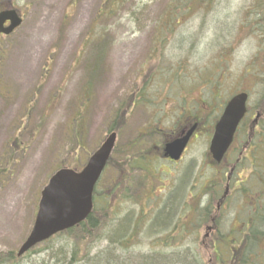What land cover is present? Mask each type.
<instances>
[{"label": "rangeland", "instance_id": "rangeland-1", "mask_svg": "<svg viewBox=\"0 0 264 264\" xmlns=\"http://www.w3.org/2000/svg\"><path fill=\"white\" fill-rule=\"evenodd\" d=\"M12 1L23 22L12 35L0 38L3 256L14 254L26 240L40 191L51 175L60 167L85 165L108 134L114 112L122 103L126 106L123 98L135 85L138 67L157 64L156 57L149 62L146 56L149 36L160 32L164 38L159 56L162 81L180 80L184 92L204 87L206 100H211L210 91L217 92L220 102L226 100L250 89L257 73L264 76V10L254 16L261 0H212L208 9L190 15L181 0H175L177 8L171 14L173 0H127L107 17L104 0ZM168 16L174 24L164 34ZM96 32L103 36H93ZM146 88L149 94L150 87ZM253 89L251 105L264 91ZM125 113L115 119L123 138L132 139L140 128H159L157 119L147 121L137 111ZM110 176L109 166L96 190L104 192L95 215L97 226L103 225L96 235L89 234L80 244L68 236L55 238L19 261L0 264H106L113 258L121 260L118 264H190L189 242L178 241L180 234L172 241L170 234L148 229L151 214L141 218L128 203L139 204L136 195L128 193L113 210L103 211L104 197L110 196ZM157 188V183L152 184L155 197ZM131 211L135 224L128 242L122 240L124 233L114 239L116 226ZM137 231L139 237L134 236ZM161 240L168 245H161Z\"/></svg>", "mask_w": 264, "mask_h": 264}, {"label": "flooded vegetation", "instance_id": "flooded-vegetation-1", "mask_svg": "<svg viewBox=\"0 0 264 264\" xmlns=\"http://www.w3.org/2000/svg\"><path fill=\"white\" fill-rule=\"evenodd\" d=\"M0 8L15 6L12 0L0 1ZM8 26L6 22L4 27ZM148 44L146 56L149 62L156 57L157 64L138 67L135 85L123 98L126 106L122 103L114 117L137 111L147 121L157 119L159 128H140L128 140L113 118L109 127L115 133L109 165L112 206L128 193L136 195L140 203H128L141 218L151 214L148 229H160L158 233L170 234L172 241L180 234L178 241L189 242L190 264H264V76L257 73L250 89L221 102L217 92L210 91L209 101L201 92L204 87L184 92L181 84L185 83L177 74L173 78L178 81H162L159 56L164 38L149 36ZM170 88L178 91L170 93ZM253 88L263 92L251 105ZM239 94L247 96L243 117L225 153L216 160L210 150L215 127L228 103ZM178 141H185L184 147L179 155H171L168 149ZM154 183L158 184L157 197ZM132 215L129 212L125 222L116 226L114 239L124 233L122 240L128 242L135 224ZM160 244L168 245L163 240Z\"/></svg>", "mask_w": 264, "mask_h": 264}, {"label": "water", "instance_id": "water-1", "mask_svg": "<svg viewBox=\"0 0 264 264\" xmlns=\"http://www.w3.org/2000/svg\"><path fill=\"white\" fill-rule=\"evenodd\" d=\"M6 22L10 25L4 28ZM20 24L21 19L14 10L0 12V34L10 35ZM246 97V94H239L232 98L215 127L210 150L216 160L223 156L231 143L233 133L244 114ZM114 141V133L107 135L81 171L60 169L51 176L40 193L33 226L18 249L17 257L86 219L92 208L94 186L109 159ZM184 144L185 141L173 143L168 149L169 153L179 155Z\"/></svg>", "mask_w": 264, "mask_h": 264}, {"label": "trees", "instance_id": "trees-1", "mask_svg": "<svg viewBox=\"0 0 264 264\" xmlns=\"http://www.w3.org/2000/svg\"><path fill=\"white\" fill-rule=\"evenodd\" d=\"M2 1H5V0H2ZM211 1L212 0H181L180 4H181L182 7H184L186 15H190V14H198L200 12L205 11L206 9H208L210 7ZM104 2L106 3L105 11H104L106 13L105 17H107V13L111 14L113 11H115L117 8H119L120 5H122L123 3L127 2V0H104ZM171 3L172 4L170 6V9L168 10V13H170V14H171V12L175 13V10L177 8L176 5L178 4V2L173 0ZM263 10H264V0H261L259 6L257 7L256 13H255L254 16L258 17ZM100 15H101L100 17L103 18L102 13H100ZM168 17L170 18V20L167 23L168 24V28H166V30L162 31V33L164 32V34H169L170 33L169 26L174 24V21H172L173 17L172 16H168ZM163 22L166 23L167 19L165 18L163 20ZM160 35L161 34L159 32L158 36H160ZM93 36H103V33L96 32V34H94ZM67 168H72V167H67ZM72 169H74V168H72ZM103 193H98L99 194L98 195L94 191V193H93V211H92L91 215L88 217V219L86 220V222L80 224L79 226H77V227H75V228H73V229H71V230H69V231H67L65 233L56 235L55 237L51 238L50 240H48L45 243H50V241H52L55 238H64V237L68 236V237L72 238L75 242L80 244L81 242H83V240L85 239L86 236L88 238H90L89 234H95L96 235L100 231V229H101V227L103 225L101 223V225L97 226V220L95 219V217H96L95 215L97 214V204L102 199L101 195ZM105 194H107V192H105ZM111 207H112L111 198L107 194L104 197L103 203L101 204V208L103 209V211L108 212ZM106 218L108 220L111 219L110 216H107ZM79 250H81V249H79ZM86 251H87V249H86ZM86 251H84V252H86ZM8 261H9V263H11V262L19 261V259H17L15 257V255L12 254V253L9 254L8 256L0 255V263H4V262H8ZM120 261L121 260H119V259L113 258V260L111 259L110 263L108 261H106V264H118Z\"/></svg>", "mask_w": 264, "mask_h": 264}]
</instances>
